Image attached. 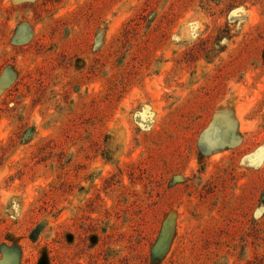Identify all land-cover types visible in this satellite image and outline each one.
I'll list each match as a JSON object with an SVG mask.
<instances>
[{
  "label": "rangeland",
  "instance_id": "rangeland-1",
  "mask_svg": "<svg viewBox=\"0 0 264 264\" xmlns=\"http://www.w3.org/2000/svg\"><path fill=\"white\" fill-rule=\"evenodd\" d=\"M0 264H264V0H0Z\"/></svg>",
  "mask_w": 264,
  "mask_h": 264
}]
</instances>
